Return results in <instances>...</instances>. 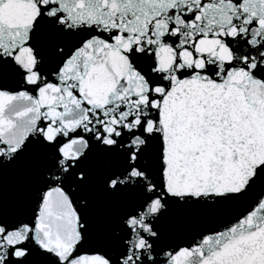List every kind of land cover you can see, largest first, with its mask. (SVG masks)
<instances>
[{
    "label": "snow or ice",
    "instance_id": "6c2138e0",
    "mask_svg": "<svg viewBox=\"0 0 264 264\" xmlns=\"http://www.w3.org/2000/svg\"><path fill=\"white\" fill-rule=\"evenodd\" d=\"M0 264H264V0H0Z\"/></svg>",
    "mask_w": 264,
    "mask_h": 264
}]
</instances>
